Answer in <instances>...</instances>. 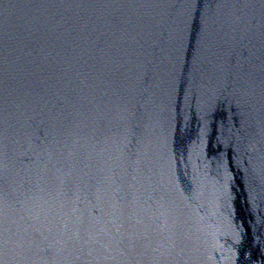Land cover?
Returning <instances> with one entry per match:
<instances>
[{
    "label": "water",
    "instance_id": "95a60500",
    "mask_svg": "<svg viewBox=\"0 0 264 264\" xmlns=\"http://www.w3.org/2000/svg\"><path fill=\"white\" fill-rule=\"evenodd\" d=\"M0 264H264V0H0Z\"/></svg>",
    "mask_w": 264,
    "mask_h": 264
}]
</instances>
